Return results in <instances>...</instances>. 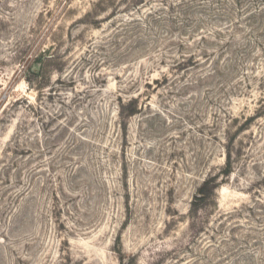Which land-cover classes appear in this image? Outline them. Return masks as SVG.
<instances>
[{
    "label": "rangeland",
    "instance_id": "374dc122",
    "mask_svg": "<svg viewBox=\"0 0 264 264\" xmlns=\"http://www.w3.org/2000/svg\"><path fill=\"white\" fill-rule=\"evenodd\" d=\"M0 264H264V0H0Z\"/></svg>",
    "mask_w": 264,
    "mask_h": 264
}]
</instances>
